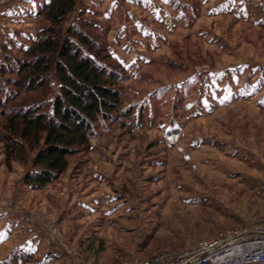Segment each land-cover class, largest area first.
<instances>
[{"label": "rangeland", "instance_id": "1", "mask_svg": "<svg viewBox=\"0 0 264 264\" xmlns=\"http://www.w3.org/2000/svg\"><path fill=\"white\" fill-rule=\"evenodd\" d=\"M45 1L0 0V66L5 44L28 45L48 24L36 15ZM77 2L68 23L83 15L104 32L93 34L130 74L125 105L143 117L101 124L69 157L64 190L61 177L31 188L30 163L8 168L0 142V257L20 228L45 223L65 250L58 264H131L264 222V0ZM91 177L86 231L62 235L57 213L85 200L63 192Z\"/></svg>", "mask_w": 264, "mask_h": 264}, {"label": "trees", "instance_id": "2", "mask_svg": "<svg viewBox=\"0 0 264 264\" xmlns=\"http://www.w3.org/2000/svg\"><path fill=\"white\" fill-rule=\"evenodd\" d=\"M77 3L43 2L36 15L44 16L48 24L28 45L14 39L5 44L1 55L4 163L8 168L14 161L30 163L23 181L33 189L58 181L69 167V157L90 149L101 124L143 117L133 103L125 105L130 74L111 55L106 39L93 34L104 32L83 15L68 23ZM22 93L35 95L21 97ZM31 257L20 247L0 264H26Z\"/></svg>", "mask_w": 264, "mask_h": 264}, {"label": "built area", "instance_id": "3", "mask_svg": "<svg viewBox=\"0 0 264 264\" xmlns=\"http://www.w3.org/2000/svg\"><path fill=\"white\" fill-rule=\"evenodd\" d=\"M131 264H264V222L226 230L195 246L161 250Z\"/></svg>", "mask_w": 264, "mask_h": 264}, {"label": "crops", "instance_id": "4", "mask_svg": "<svg viewBox=\"0 0 264 264\" xmlns=\"http://www.w3.org/2000/svg\"><path fill=\"white\" fill-rule=\"evenodd\" d=\"M96 172H97L96 170L92 172L93 174H95L93 176L97 175ZM91 178H93L92 182L88 184L87 183L83 184L84 187H82L81 182H80L78 184L80 186L71 185L70 187H68L67 190L63 192L67 194L70 193L72 197L71 198L72 201L71 200L69 201V205L74 202L76 197L82 198V200L83 199L85 200L81 202V205L79 208L78 206L74 205L72 207H68L67 209L66 208L62 210L60 209V211L57 213L56 218L55 220H53V222L54 223L56 222V225L58 226H62V229H61L62 235H63L62 230L66 228L71 229V227L69 226L70 223H72L71 225H72L74 232L82 231V230L86 231L85 222H84L86 220L84 219H87V217L91 216L90 213L87 212V208H89L92 205L93 201L91 199L97 197V196L93 197V195H96L97 191L91 190L93 188L92 186L97 182V179L96 178L94 179V177H91ZM59 182H61V185H63L62 190H64V188L66 189L67 186H65V184L67 182H65V179L61 177ZM72 186L75 188H72ZM77 187H78V190H74ZM95 205H97L96 202H95ZM95 211H97V209ZM45 224L39 226V228H36L35 230H32V228L29 226L25 228H20V231H21L20 237H23V239L20 240V242L16 244L15 246H13L11 249L14 250L15 248L17 247L20 248L21 246L23 250H27L31 252L33 257H31L29 262H27L26 264H58L60 260V255H63L65 253V250L62 247H60V244H58V242H56L55 240L51 238L52 235L49 231V228L45 226ZM37 229L42 230L43 233H41V235L36 233L38 231ZM66 235L64 234L63 238L70 241L71 237H69V233ZM85 236L88 237L87 235ZM55 247L58 249L55 250ZM11 249L7 253V255L5 254L4 257H0V258L5 260L9 256L8 254L12 251ZM63 264H68V263L63 262Z\"/></svg>", "mask_w": 264, "mask_h": 264}, {"label": "bare ground", "instance_id": "5", "mask_svg": "<svg viewBox=\"0 0 264 264\" xmlns=\"http://www.w3.org/2000/svg\"><path fill=\"white\" fill-rule=\"evenodd\" d=\"M170 133L172 134L173 138H174V137H177V138H178V135H179V134L176 135L177 130H176L175 128H172V129L170 130Z\"/></svg>", "mask_w": 264, "mask_h": 264}]
</instances>
